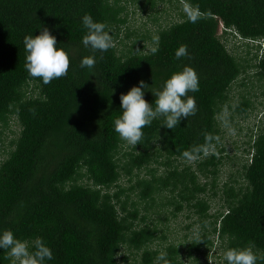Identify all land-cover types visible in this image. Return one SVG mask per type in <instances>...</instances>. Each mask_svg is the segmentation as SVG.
I'll return each mask as SVG.
<instances>
[{
    "label": "trees",
    "instance_id": "1",
    "mask_svg": "<svg viewBox=\"0 0 264 264\" xmlns=\"http://www.w3.org/2000/svg\"><path fill=\"white\" fill-rule=\"evenodd\" d=\"M162 1L0 0V231L43 238L53 251L47 264H165L161 252L166 264H211L214 251V264H226L228 248L248 245L264 256V123L243 150L253 151L250 160L232 164L236 172L221 181L231 160L224 127L255 110L243 94L231 103L233 85L254 70L264 96V0H166L180 7L179 21L125 28L130 4L146 14ZM184 3L202 18L188 22ZM85 14L108 26L114 47L83 45ZM43 27L70 59L67 75L47 85L25 68L24 39ZM230 36L244 41L245 57L228 49ZM182 45L189 55L177 59ZM87 56L96 58L92 70L80 67ZM184 66L199 77V91L189 93L196 114L173 129L154 119L136 147L122 141L114 130L121 93L140 80L161 88ZM144 97L155 100L150 89ZM194 147L202 150L186 160ZM180 212L198 233L167 242L158 225ZM0 264H11L6 250Z\"/></svg>",
    "mask_w": 264,
    "mask_h": 264
},
{
    "label": "clouds",
    "instance_id": "2",
    "mask_svg": "<svg viewBox=\"0 0 264 264\" xmlns=\"http://www.w3.org/2000/svg\"><path fill=\"white\" fill-rule=\"evenodd\" d=\"M183 12L187 21L191 23H196L202 18L199 8L190 3H184ZM82 24L87 29V33L82 38L86 48L90 47L94 52L105 53L114 47L113 38L104 22L95 21L91 15L85 14L82 17ZM24 48L25 68L29 76L40 78L43 84L47 85L54 79L67 75L70 66L69 55L59 46L56 37L47 27H43L38 35L25 37ZM158 51V47L151 49L153 55ZM188 55L187 47L184 45L175 53L177 59ZM95 64L96 58L87 56L82 58L80 67L92 70ZM149 89L155 97L153 103H149L144 97L145 90ZM198 91L199 77L191 66H184L182 70L172 73L163 86L155 90L149 88L144 80H140L138 85H133L126 93H121V114L114 120V130L122 141L136 147L144 137L143 129L150 126L154 119L162 117L161 126L173 129L182 119L195 115L196 101L189 93ZM225 124L227 125L226 121ZM205 139L210 143L218 138L207 135ZM248 141L249 139L245 142L246 148ZM201 150L199 147H194L184 151L183 156L190 161L194 158L193 154ZM252 153L253 151H250L246 154L248 160ZM205 155H207L206 151ZM0 250L7 251L11 264H47L53 259V251L43 238L36 237L31 242L24 241L17 238L12 230L0 231ZM166 258V252H161L158 256V260L164 261L165 264ZM223 259L226 264H260L264 261V256L258 255L253 246L248 245L228 248L224 252Z\"/></svg>",
    "mask_w": 264,
    "mask_h": 264
},
{
    "label": "rangeland",
    "instance_id": "3",
    "mask_svg": "<svg viewBox=\"0 0 264 264\" xmlns=\"http://www.w3.org/2000/svg\"><path fill=\"white\" fill-rule=\"evenodd\" d=\"M179 10L180 7L178 9L174 2L170 3L166 0H163L162 3L158 2L155 10L150 11L157 19L156 22H153L151 20L150 12L143 14L136 5L130 4V8L128 9V22L126 23L125 28L136 30L138 32L144 30L155 31L158 28V25L167 26L174 21H179ZM124 43L129 42L124 40ZM226 43L228 49L234 55L237 57H245L246 49L243 45L244 41L239 37L230 36L226 40ZM147 45H149V43L146 42V40L143 41V46ZM248 74L249 75L246 77L242 76L240 80L233 85L231 91V103L235 104L240 98V95L243 94L253 100L255 110L249 111L245 116L234 115L233 118L229 120L228 126L224 127L225 132L221 147H224L225 149L224 155H230L231 160L229 161V164L222 169L223 175H221V181L226 179L229 172L231 173L232 171H235L232 164L240 161L242 162V160L245 159L246 154L243 152L244 148L247 147L245 142L249 139V135L255 132L257 126H259L260 123H264V96L261 94V83L256 77H254V70H250ZM242 82H244L243 85ZM226 111V115L230 113L228 110ZM6 141L7 139L4 140V142ZM1 156L2 154H0V157ZM238 178L239 176L237 179ZM217 199L218 198L214 199L212 202L213 206L217 204ZM192 221V219H186L185 213L180 212L176 218L169 215V219L161 221L158 226H160L162 233L167 236V242L172 241L177 244L179 241L184 240L187 237L191 238L194 234L198 233V225L194 224L192 227L186 229V225ZM124 252L127 253V251ZM213 257L215 258L211 259V264H214V260L215 262L217 260V253L215 251Z\"/></svg>",
    "mask_w": 264,
    "mask_h": 264
}]
</instances>
